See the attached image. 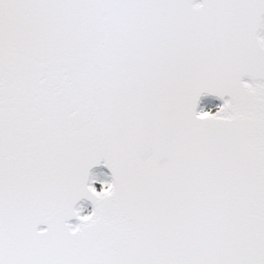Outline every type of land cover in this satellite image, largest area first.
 I'll use <instances>...</instances> for the list:
<instances>
[{"label":"snow or ice","instance_id":"obj_1","mask_svg":"<svg viewBox=\"0 0 264 264\" xmlns=\"http://www.w3.org/2000/svg\"><path fill=\"white\" fill-rule=\"evenodd\" d=\"M0 264H264V0H0Z\"/></svg>","mask_w":264,"mask_h":264},{"label":"water","instance_id":"obj_2","mask_svg":"<svg viewBox=\"0 0 264 264\" xmlns=\"http://www.w3.org/2000/svg\"><path fill=\"white\" fill-rule=\"evenodd\" d=\"M217 102L220 103V104L222 103V101H219V100H217ZM81 203H82L83 205H84V204L89 205L90 208L92 209V205H91L90 202L82 201ZM71 222H72V223H77L78 221H76L75 219H73V221H71Z\"/></svg>","mask_w":264,"mask_h":264},{"label":"built area","instance_id":"obj_3","mask_svg":"<svg viewBox=\"0 0 264 264\" xmlns=\"http://www.w3.org/2000/svg\"><path fill=\"white\" fill-rule=\"evenodd\" d=\"M219 104H220V103H219ZM219 104H218V105H219ZM214 109H215V108H214ZM214 109H213V110H214ZM85 207H88V208H87L88 210H87V211L85 210V212H84V214H87L88 212L91 211V208H90L89 205L84 204V208H85Z\"/></svg>","mask_w":264,"mask_h":264},{"label":"rangeland","instance_id":"obj_4","mask_svg":"<svg viewBox=\"0 0 264 264\" xmlns=\"http://www.w3.org/2000/svg\"><path fill=\"white\" fill-rule=\"evenodd\" d=\"M215 104L218 105L219 103H218L217 101H215ZM209 107H212V110L215 108V107L212 106V105H209ZM87 208H88V207H85V210H86V211L88 210Z\"/></svg>","mask_w":264,"mask_h":264},{"label":"trees","instance_id":"obj_5","mask_svg":"<svg viewBox=\"0 0 264 264\" xmlns=\"http://www.w3.org/2000/svg\"><path fill=\"white\" fill-rule=\"evenodd\" d=\"M215 110V109H214Z\"/></svg>","mask_w":264,"mask_h":264}]
</instances>
